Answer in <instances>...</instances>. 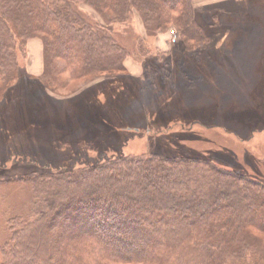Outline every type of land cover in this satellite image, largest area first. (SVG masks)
Masks as SVG:
<instances>
[{
	"label": "trees",
	"instance_id": "1",
	"mask_svg": "<svg viewBox=\"0 0 264 264\" xmlns=\"http://www.w3.org/2000/svg\"><path fill=\"white\" fill-rule=\"evenodd\" d=\"M130 16L143 27L140 42L173 25L188 41L204 39L191 0H0V100L38 37L43 90L98 86L104 110L120 107L132 48L114 26ZM173 116H182L178 108ZM138 125L114 135L115 148L102 147L92 162L36 165L15 178L30 187L31 204L7 219L0 264L264 263V182L179 144L124 152L152 133ZM93 126L95 136L106 134Z\"/></svg>",
	"mask_w": 264,
	"mask_h": 264
},
{
	"label": "rangeland",
	"instance_id": "2",
	"mask_svg": "<svg viewBox=\"0 0 264 264\" xmlns=\"http://www.w3.org/2000/svg\"><path fill=\"white\" fill-rule=\"evenodd\" d=\"M191 3L201 41H188L173 25L140 42L144 30L132 16L114 26L132 50L123 61L129 85L124 106L110 110L93 95L98 86L74 93L72 87L43 90L37 83L43 44L38 37L28 40L16 78L0 100V261L7 219L24 214L31 204L30 187L15 178L37 170L36 165L92 162L103 148H115L114 135L138 122L152 133L139 134L142 141H130L124 152L129 145L135 153L179 144L185 152L209 156L264 182V0ZM175 108L182 116L172 123ZM93 125L106 134L95 136ZM158 130L173 133L174 141L166 134L156 137Z\"/></svg>",
	"mask_w": 264,
	"mask_h": 264
},
{
	"label": "crops",
	"instance_id": "3",
	"mask_svg": "<svg viewBox=\"0 0 264 264\" xmlns=\"http://www.w3.org/2000/svg\"><path fill=\"white\" fill-rule=\"evenodd\" d=\"M38 66H40V64H38ZM34 69H35V70H33L35 72L34 74H38L41 71L40 67L34 68Z\"/></svg>",
	"mask_w": 264,
	"mask_h": 264
}]
</instances>
